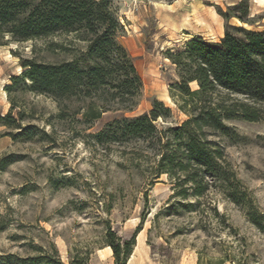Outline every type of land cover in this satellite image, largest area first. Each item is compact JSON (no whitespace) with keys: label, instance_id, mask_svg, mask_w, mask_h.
Returning a JSON list of instances; mask_svg holds the SVG:
<instances>
[{"label":"rangeland","instance_id":"374dc122","mask_svg":"<svg viewBox=\"0 0 264 264\" xmlns=\"http://www.w3.org/2000/svg\"><path fill=\"white\" fill-rule=\"evenodd\" d=\"M238 1L111 0L124 27L120 41L142 86L132 111L115 110L121 106L103 101L113 109L92 122H85L77 109L88 100L68 103L70 108L58 118L52 98L30 90L27 79L11 80L24 70L21 57L60 61L81 50L82 43L67 54L49 53L41 43L35 53L30 42L0 46V116L11 110L14 123L0 122V264H23V258L50 243L65 263L71 256L87 255L89 264H113L111 249L103 242L106 221L119 237L127 238L142 217L126 264H264V235L247 219V197L236 205L211 191L208 196L223 219L212 215L206 201L202 214L155 217L170 201L173 180L155 173L157 156L148 140L99 141L91 135L115 118L148 112L154 99L171 109L167 121H155L158 127L184 119L169 95L177 75L166 51L193 37L217 40L225 24L218 10ZM248 4L251 25L235 17L228 22L263 29L264 1ZM190 86L196 88L195 83ZM227 123L230 134H213L211 139L264 213V106L257 121ZM24 127L28 129L20 134Z\"/></svg>","mask_w":264,"mask_h":264},{"label":"trees","instance_id":"16d2710c","mask_svg":"<svg viewBox=\"0 0 264 264\" xmlns=\"http://www.w3.org/2000/svg\"><path fill=\"white\" fill-rule=\"evenodd\" d=\"M224 18L223 35L217 40L193 37L182 47L166 51L175 65L177 79L169 84V95L176 109L186 117L165 127L155 124L167 121L171 109L154 99L151 109L134 116H121L104 130L91 134L99 141L148 140L156 157L155 173L167 174L172 180L170 201L155 213L182 215L202 214L201 204L219 219L220 214L211 191L220 192L228 201L239 205L245 201L247 219L264 235V213L253 204L246 189L211 135L228 136L232 119L257 121L264 106V28L251 25L248 0H239L218 10ZM237 18L242 25L228 22ZM124 27L112 8L111 0H0V46L9 43H32L36 52L41 43L49 53H70L76 43L83 48L68 59L38 61L35 57L19 59L24 68L15 82L27 79L30 90L52 98L62 118L68 103L88 100L82 111L85 122L101 117L113 109L103 101L132 111L142 86L131 57L120 41ZM16 55L15 51H11ZM72 53V52H71ZM195 83L196 88H191ZM81 107V108H80ZM11 110L0 116V122L13 126ZM17 126V125H16ZM28 127H24L22 134ZM147 202V193H144ZM139 224L127 238L119 237L106 221L103 242L111 249L113 264H126L136 242ZM38 253L23 258V264H89L87 255L61 260L53 243L38 247Z\"/></svg>","mask_w":264,"mask_h":264},{"label":"crops","instance_id":"0c3cea01","mask_svg":"<svg viewBox=\"0 0 264 264\" xmlns=\"http://www.w3.org/2000/svg\"><path fill=\"white\" fill-rule=\"evenodd\" d=\"M256 1H258V2H259L260 0H255V2H256ZM263 1H264V0H263ZM132 256H133V252H132ZM128 261H129V260H128Z\"/></svg>","mask_w":264,"mask_h":264}]
</instances>
